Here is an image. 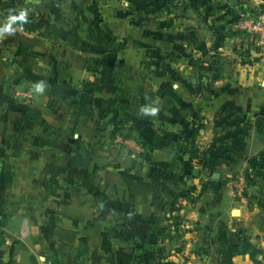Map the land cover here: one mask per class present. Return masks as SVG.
<instances>
[{
  "label": "crops",
  "instance_id": "crops-1",
  "mask_svg": "<svg viewBox=\"0 0 264 264\" xmlns=\"http://www.w3.org/2000/svg\"><path fill=\"white\" fill-rule=\"evenodd\" d=\"M120 1L131 0H0V128L15 143L36 131L64 145L62 200L16 204L60 209L62 229H50L54 214L6 219L15 228L4 234L3 263L264 264V63L240 56L233 24L264 0H139L138 15L157 18L119 48L96 43L100 91L80 33L93 29L88 17L115 16ZM120 65L144 69L134 92ZM199 122V149L215 146L223 126L239 129L218 177L184 151L182 132ZM20 155L0 174L29 192L35 169Z\"/></svg>",
  "mask_w": 264,
  "mask_h": 264
},
{
  "label": "rangeland",
  "instance_id": "rangeland-1",
  "mask_svg": "<svg viewBox=\"0 0 264 264\" xmlns=\"http://www.w3.org/2000/svg\"><path fill=\"white\" fill-rule=\"evenodd\" d=\"M124 2L125 1L119 2L120 6L118 8V11L116 12V15L113 17L112 15L106 14L100 15L98 18H94L92 20L90 17H88L87 23L91 25L93 29L89 32L83 31L80 33L84 38V46H86L87 44V47H91L93 49V52L88 48V51H85L83 53L84 57H86V61L84 62L83 67L87 69L88 73H94V75L92 76V82L93 84L98 83L100 91L101 89H104V86L102 84V81L98 80V77L103 75L104 71H106V62L103 58L104 54L96 52L94 47L96 43L103 42L105 44V41H110L112 39V42L116 43L117 48H119L118 45L122 44V41L127 36H129L130 39L138 38L139 25L144 24V22L149 23L150 20L154 22V20H156L157 18L149 15H147V17L139 16V9H141L142 7H139V0L128 1L126 2L127 5H125ZM149 6H154V0H152V2L146 7ZM129 7L131 8V10H129ZM110 25H113V31L110 30ZM128 26L133 27V33L130 34V32L127 30L130 29L128 28ZM112 35L113 38L111 37ZM249 63L251 64V62ZM120 67L124 66H115L116 72H118L119 70H123V72H125L123 76H130V79L123 81V84L125 83L127 85L129 92H134L136 90V86L143 81L141 74L144 69L132 66L124 68ZM83 83L86 85H90L89 82L84 81ZM83 86L85 87V85ZM50 112H52V109H50ZM50 119L55 121V118L52 115ZM94 127L97 126L95 125ZM55 130V128H49V133L51 134ZM94 130L98 132L96 129ZM222 130L224 133H227L228 138H232V143L234 142L233 138L234 135H236V131L237 133H239V129L235 130L233 128H230L229 126L223 127ZM241 132H244V136L246 135V131L241 130ZM3 136L4 139L2 138ZM12 136H14V134L11 135L9 130L5 132V129L0 128V154H6L5 156L8 157L7 160H0V167L4 170L7 169V171H9V169L11 168L10 163L12 155H16V153H19V155L22 154L24 158L22 159V161L19 160V163L24 164L25 167L27 166V163L30 165L32 164L35 169L34 174L36 180L34 182V185L31 186V190L29 192H20L18 190L19 186L15 185L14 189L12 188V182L10 181V177L8 175L1 176L0 174V182L2 181V183L0 184V264H4L2 260L3 258H5L4 255H2L4 252L3 247H5L4 244L6 242V240L4 239V234L13 233L12 231H14L15 228L14 225L9 223L8 227V225L6 224L7 222H5L6 219H11L16 214L25 216L28 214L31 217L35 216L36 218H48L52 217L51 215L54 214L55 220L58 223H55L54 226L50 229L58 230V227L62 229V218H59V216L62 215V211H60V209L53 207L16 208V204L25 203L26 201L29 203H41L44 200H62V151L64 150L62 139H57L52 136V138L50 137V139H37L35 137L37 136V132L32 131L29 132V134H27L26 132H24V134L22 135L20 134L19 142L15 143L11 140ZM27 155H30L29 158ZM48 160H50L49 167L52 169V172L50 173V175L45 176L40 171L41 168L45 170L47 169V167L45 166H48ZM248 164L252 168L258 166L256 164V161L249 162ZM42 166L45 168H43ZM91 167L92 166H89V168ZM48 188L50 189L48 190ZM57 189L60 190L58 191Z\"/></svg>",
  "mask_w": 264,
  "mask_h": 264
},
{
  "label": "built area",
  "instance_id": "built-area-1",
  "mask_svg": "<svg viewBox=\"0 0 264 264\" xmlns=\"http://www.w3.org/2000/svg\"><path fill=\"white\" fill-rule=\"evenodd\" d=\"M240 37L238 53L247 62L264 63V10L249 6L240 9L233 20Z\"/></svg>",
  "mask_w": 264,
  "mask_h": 264
},
{
  "label": "trees",
  "instance_id": "trees-1",
  "mask_svg": "<svg viewBox=\"0 0 264 264\" xmlns=\"http://www.w3.org/2000/svg\"><path fill=\"white\" fill-rule=\"evenodd\" d=\"M202 126L203 123L201 122L198 124H192V128L190 130H185L182 132L184 151L188 152L191 157H196L195 162L201 167L203 171L206 172V175L210 179L212 173L217 170V166H219L223 160L227 159V151L231 148L233 143L229 140L227 133H224L223 130H221L223 133L216 141L215 146H213L211 149H199L195 141L196 135ZM191 190L192 189L189 188L187 191ZM189 199L192 200L191 195H189Z\"/></svg>",
  "mask_w": 264,
  "mask_h": 264
},
{
  "label": "clouds",
  "instance_id": "clouds-1",
  "mask_svg": "<svg viewBox=\"0 0 264 264\" xmlns=\"http://www.w3.org/2000/svg\"><path fill=\"white\" fill-rule=\"evenodd\" d=\"M26 16H27V13H26V12H22V13L19 15V17H12V20H16V19L24 20V19H26ZM3 31H7V32L12 31L11 26H10V25H6V26L3 28ZM37 90H38V91H43V84H38V85H37ZM142 111H143L145 114L155 115V113L158 111V109L155 108V107H153V108H144V109H142Z\"/></svg>",
  "mask_w": 264,
  "mask_h": 264
},
{
  "label": "water",
  "instance_id": "water-1",
  "mask_svg": "<svg viewBox=\"0 0 264 264\" xmlns=\"http://www.w3.org/2000/svg\"><path fill=\"white\" fill-rule=\"evenodd\" d=\"M229 1H230L231 5H233V6H234V5L236 4V2H237L236 0H229ZM213 177H218V173H216V172L213 173Z\"/></svg>",
  "mask_w": 264,
  "mask_h": 264
}]
</instances>
